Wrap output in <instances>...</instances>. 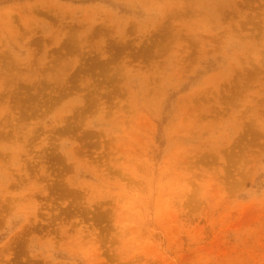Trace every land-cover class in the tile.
Masks as SVG:
<instances>
[{
  "label": "rangeland",
  "instance_id": "obj_1",
  "mask_svg": "<svg viewBox=\"0 0 264 264\" xmlns=\"http://www.w3.org/2000/svg\"><path fill=\"white\" fill-rule=\"evenodd\" d=\"M0 264H264V0H0Z\"/></svg>",
  "mask_w": 264,
  "mask_h": 264
}]
</instances>
